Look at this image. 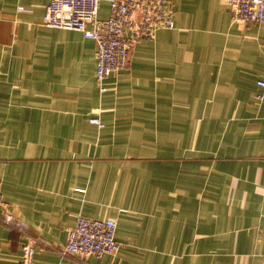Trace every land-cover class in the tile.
<instances>
[{"label": "crops", "instance_id": "0c3cea01", "mask_svg": "<svg viewBox=\"0 0 264 264\" xmlns=\"http://www.w3.org/2000/svg\"><path fill=\"white\" fill-rule=\"evenodd\" d=\"M48 2L0 0V218L34 264H264V22L175 0L102 92L97 42L45 25ZM81 214L116 219V254H62ZM25 240L0 220V264Z\"/></svg>", "mask_w": 264, "mask_h": 264}, {"label": "built area", "instance_id": "2783aa9c", "mask_svg": "<svg viewBox=\"0 0 264 264\" xmlns=\"http://www.w3.org/2000/svg\"><path fill=\"white\" fill-rule=\"evenodd\" d=\"M108 1L110 13L100 17L102 0H49L43 20L49 27L80 30L86 38L97 42L96 78L102 92L107 89L106 77L129 65L132 50L139 41L152 38L159 29L175 26L176 13L175 0ZM227 3L233 21L264 22V0H227ZM258 85L262 90L256 98L261 102L264 100V78L258 80ZM90 122L105 126L99 115L91 116ZM0 203H4L1 191ZM0 220L18 229L26 238L22 244L21 264H34L39 239L31 233L28 224L11 212H6ZM116 232V219L81 214L69 229L67 243L60 251L81 262L90 255L116 254L121 246Z\"/></svg>", "mask_w": 264, "mask_h": 264}]
</instances>
